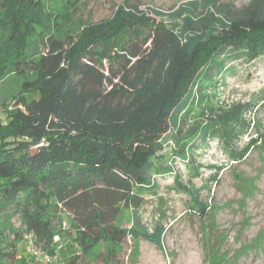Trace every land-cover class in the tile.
Segmentation results:
<instances>
[{"label":"trees","instance_id":"16d2710c","mask_svg":"<svg viewBox=\"0 0 264 264\" xmlns=\"http://www.w3.org/2000/svg\"><path fill=\"white\" fill-rule=\"evenodd\" d=\"M257 2L232 16L220 8L198 14V0H190L168 13L169 23L157 20L165 15L159 9L126 2L108 18L68 29L62 63L47 68L37 50L49 27L42 0H0V83L24 78L16 106L0 120V212L20 215L48 242L62 207L80 248L68 264H90L95 247L109 250L126 235L160 246L161 224L151 233L115 225L119 204L140 206L142 193L155 186L152 170H162L153 160L169 138L186 143L187 136L168 134L179 130L182 109L220 54L264 55V9L251 8ZM67 19L60 12L52 22L60 30ZM236 118L202 122L188 139L222 135L228 143L237 135ZM200 190L188 191L190 211L204 221L211 203ZM23 262L13 242L0 243V264Z\"/></svg>","mask_w":264,"mask_h":264},{"label":"rangeland","instance_id":"374dc122","mask_svg":"<svg viewBox=\"0 0 264 264\" xmlns=\"http://www.w3.org/2000/svg\"><path fill=\"white\" fill-rule=\"evenodd\" d=\"M188 1L42 0L49 27L41 32L37 50L44 67L54 68L62 63L63 51L68 48V29L108 18L126 2L144 10L159 9L165 15L157 20L169 23L168 13ZM209 1L212 3L207 8L198 0L196 12L220 8L235 16L253 2ZM254 7L264 9V0H258ZM60 12L68 13L69 19L59 30L52 18ZM4 37L0 27V46ZM53 40L56 43L51 47ZM219 61L200 76L199 93L195 92V98L182 109L179 130L168 134L187 136L186 143L178 146L169 138L153 160L162 170H152L155 186L142 193L140 206L119 204L117 227L151 233L161 224L165 228L162 244L126 235L109 250L104 244L95 247L90 264H264V55L247 60L226 51ZM23 79L9 75L0 83V120L6 121L7 112L16 106L15 96ZM232 113L237 115L231 123L237 135L228 143L222 135L202 139L195 134L188 139L202 122ZM214 173L216 180L211 179ZM198 188L201 198L211 203L204 221L190 211L193 200L188 191ZM57 210L60 219L54 223L52 239L39 240L34 233L33 240L39 251L50 255L53 251L50 262H36L25 237L29 230L22 217L10 211L0 212L1 245L13 242L17 262L23 259V264H68L80 248L69 213L59 205Z\"/></svg>","mask_w":264,"mask_h":264},{"label":"built area","instance_id":"2783aa9c","mask_svg":"<svg viewBox=\"0 0 264 264\" xmlns=\"http://www.w3.org/2000/svg\"><path fill=\"white\" fill-rule=\"evenodd\" d=\"M26 239L28 242L29 250L32 252L33 256L36 259L37 263H48L50 262L52 255L49 253L41 252L39 249L36 248V245L34 244V233L32 231H28L26 234Z\"/></svg>","mask_w":264,"mask_h":264}]
</instances>
